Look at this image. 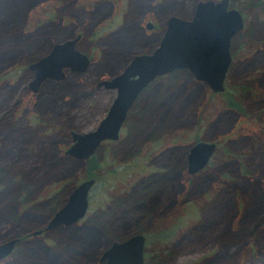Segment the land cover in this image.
<instances>
[{
    "label": "rangeland",
    "instance_id": "rangeland-1",
    "mask_svg": "<svg viewBox=\"0 0 264 264\" xmlns=\"http://www.w3.org/2000/svg\"><path fill=\"white\" fill-rule=\"evenodd\" d=\"M196 1L152 0L155 6L149 9L148 0H0V164L5 167L0 183L9 189L6 196L18 189L9 182L15 172L26 183L21 200L0 198V243L18 239L0 264H102L103 249L119 239L113 234L137 225L147 227L145 264H264V4L245 9L241 1H229L245 23L232 38L224 78L248 83L249 90L232 99L240 108L227 107L223 94L182 70L174 86L186 88L192 100L178 106L162 96L158 102H169V114L167 105L147 109L146 99L163 87L161 80L151 81L119 139L102 142L93 153L99 166L86 215L46 229L57 210L49 206L57 200L59 208L89 177L87 159L65 150L72 131L94 128L115 97L114 88L97 83L121 71L128 56L149 53L169 14L190 18ZM148 19L157 28H146ZM78 33L76 48L89 58L86 69L63 68L62 78L44 79L36 91L30 88L28 63ZM178 114L183 127L159 136L155 130L165 128L162 118ZM195 139L219 145L208 166L190 173L182 157ZM175 140L184 149L171 146ZM166 163L168 173L159 180L168 179L170 194L162 205L172 201L171 207L156 219L132 209L107 213L106 205L133 181ZM162 190L156 185L139 197L150 199ZM36 229L44 232L35 235ZM159 233H166L168 241Z\"/></svg>",
    "mask_w": 264,
    "mask_h": 264
},
{
    "label": "water",
    "instance_id": "water-1",
    "mask_svg": "<svg viewBox=\"0 0 264 264\" xmlns=\"http://www.w3.org/2000/svg\"><path fill=\"white\" fill-rule=\"evenodd\" d=\"M191 15L184 18L169 14L157 45L149 53L134 54L121 71L97 83L114 88L115 97L94 128L84 132L72 131V143L66 148V153L87 159L104 139L117 138L119 127L139 91L156 76L174 68H187L196 79L206 82L212 91H223L232 58L231 39L245 25L243 14L237 7L230 6L229 0H198ZM79 36L78 33L54 42L47 53L28 63L33 71L30 88L36 91L42 80L62 78L63 68L78 72L86 69L88 55L76 48ZM215 145L214 141L198 139L189 146L187 171L194 173L206 165ZM93 183L92 177L78 182L68 193L66 202L49 218L46 229L79 221L88 210V194ZM40 230H34L33 234ZM17 240L10 238L0 243V258L13 249ZM144 242L145 237L141 233L113 240L103 249L99 261L102 264H144Z\"/></svg>",
    "mask_w": 264,
    "mask_h": 264
},
{
    "label": "trees",
    "instance_id": "trees-1",
    "mask_svg": "<svg viewBox=\"0 0 264 264\" xmlns=\"http://www.w3.org/2000/svg\"><path fill=\"white\" fill-rule=\"evenodd\" d=\"M239 1H241L240 3H243L244 4L245 9H246V7H251V6L253 8L254 7L256 8L257 6H262V4H264V0H239ZM244 28H245V25H244V27L239 32H242ZM131 56L132 55H130V56L127 57V59L124 61L125 62L124 65L127 64V61L129 60V58ZM124 65H123V67H124ZM182 70L191 75V73L188 70H186V69H182ZM182 70L175 71V72H172V73L166 74V75H161V77H158V78L152 80V81L161 80L163 87L161 89L162 90L161 92L160 91H157L155 94L149 96L146 99L145 107L147 109H152L153 110L156 107L159 108L162 105H167V110H166L165 114H169L170 110H172V107L170 106L169 102H167V101L158 102L160 100V98H162V96L164 97V99H166V100H168V101H170L172 103L178 101L177 102V105L178 106L180 105V102L181 101H184V100L191 101L192 100V97H191V95H189L190 93L187 91L186 88L182 90L180 88H175V86H174V84L177 81V76H178L179 72H182ZM116 72H118V71H116ZM116 72H112V74H117ZM244 80L245 79L240 80L237 83H232V82L229 83L228 81H226L227 86H226L225 92H223V95L227 98L225 100V102H224L227 107L229 106V107H232V108H235V109H239L240 108V107H238V101L237 100H232V99H236V97L238 98V95H239V93L241 91L244 92L246 90H249L248 89L249 87L247 85L248 83L244 82ZM149 86L147 88H149ZM147 88L142 93H140V94L142 95L147 90ZM206 90H208V89L205 88V91ZM207 95L212 96L209 93L206 94V96ZM179 99H181V100H179ZM131 110L129 111V114L127 116L128 118H127L126 121H130V119H131V116H130ZM160 111H161V108L157 111V114H159ZM196 115H198V114H195L194 116H196ZM180 117H182V116H179V114H178V116H174V117H163L162 118V121H163V125L165 126L164 129H166V130H171V129L174 130V128L183 127V125H181V124L178 123ZM218 145H219V143H218ZM214 156H215V154H213L211 156L212 158H211L210 162L213 161V159L215 158ZM86 162H87L88 169H89L88 170V174H89L88 176L89 177H95L94 172L96 171V169L99 166L98 162L95 161V155L93 154L90 157H88L87 160H86ZM1 165L2 164H0V169L1 168L5 169V167H3ZM222 175H223V172H222ZM21 176H22V174L19 173V172H15V174L11 175V177L9 179V182L12 181V183H14L15 185H17V188L18 189H16L15 187L14 188H11L12 190L10 192L11 193L10 196H6L5 195L6 194V191H8L9 189L8 190H6V189L4 190L3 189L4 188V184L3 183L2 184L0 183V198H2L3 200H5L8 203H12L13 201H19V200H21L20 199V196H21V193L23 192V189H24V187L26 185L25 181H23V177H21ZM155 176L158 179H160L159 178L160 175H154V177ZM154 177H151L150 180L151 181H154V179H152ZM160 177H163V176H160ZM223 177H225V176H223ZM2 179H5V178H1V180ZM3 192L5 194H3ZM219 193H220V191L216 194V197L219 196ZM3 196H4V198H3ZM137 196L139 197V193L138 192H137ZM142 200H144V199L142 198ZM58 203L59 202L56 200L55 201V206H53L51 204L49 206V208H51V210L54 212L57 209L56 207H57V204ZM142 229L143 228H139V225H137V227L135 229H132V230H129V231H125L124 234H129V233L134 232L135 230H142ZM124 234H122V233H114L113 236H112V238H121ZM160 237H163V236H160ZM25 240L27 242L28 239L25 238ZM48 245H50V244L48 243ZM146 257L148 258V256H146ZM148 261H149V259H148Z\"/></svg>",
    "mask_w": 264,
    "mask_h": 264
},
{
    "label": "flooded vegetation",
    "instance_id": "flooded-vegetation-1",
    "mask_svg": "<svg viewBox=\"0 0 264 264\" xmlns=\"http://www.w3.org/2000/svg\"><path fill=\"white\" fill-rule=\"evenodd\" d=\"M198 1V0H197ZM196 1V2H197ZM195 2V3H196ZM148 5L150 6L149 7V9H152V8H154V6L155 5H153V2H152V0H148ZM231 6V5H230ZM148 22H150V23H148ZM164 23H166V21L164 22ZM148 24H150V26L149 27H147V25ZM145 27L146 28H150V29H153V28H157V26H154V24H153V22L151 21V19H148L147 21H146V23H145ZM235 37V36H234ZM231 41H232V39H231ZM230 54H231V48H232V42H231V44H230ZM231 56H232V54H231ZM231 61H232V58H231ZM182 69H186V70H188L187 68H182ZM182 69H180V68H174V69H172L171 70V72H167V73H164V74H161V75H166V74H170V73H172V72H175V71H180V70H182ZM189 72H190V70H188ZM191 73V72H190ZM161 75H158V76H156L154 79H156V78H158V77H161ZM191 75H192V73H191ZM153 79V80H154ZM226 80V79H225ZM152 81V80H151ZM150 81V82H151ZM204 82V81H203ZM205 83V85H207L208 87H209V85L206 83V82H204ZM150 85V83L147 85V86H145L141 91H139V93H138V96L135 98V100L133 101V103L131 104V107L129 108V110L127 111V114H126V119L121 123V125H120V130H119V134H118V136H117V138H115V139H104L102 142H104V141H106V140H111V141H116V140H118L119 139V135H120V132H121V130H123V127H124V125H125V123H128V121H126L127 120V116H128V114H129V111L132 109V108H134V104H136V102H137V100H138V98L140 97V93H142L148 86ZM226 81H224V89H223V91H212L211 90V88L209 87V91H212V92H214V93H221V94H223V92H225V89H226ZM214 95V94H213ZM194 124V123H193ZM192 124V125H193ZM156 131V133L159 135V136H161L163 133H165V132H169V130H166V129H158V130H155ZM151 135V134H150ZM158 135H156V136H158ZM149 139H152V138H149ZM198 139H195V140H193L191 143H189V144H187V146L186 147H188V149H189V146H191L193 143H195L196 141H197ZM101 142V143H102ZM155 142H157V141H155ZM100 143V144H101ZM99 144V145H100ZM98 145V146H99ZM184 144H179L176 140L174 141V142H172L171 143V146H178V147H180V148H183L184 149V146H183ZM216 147L218 146V145H215ZM216 147H215V149H216ZM98 148V147H97ZM215 149H214V151H215ZM96 152V151H95ZM94 152V153H95ZM162 152V151H161ZM164 152H165V150L162 152V153H160L159 152V154L160 155H163L164 154ZM187 152H188V150L183 154V163L187 166V158H186V155H187ZM213 155V153L211 154V156ZM210 156V158H209V161L207 162V164L206 165H204L201 169H199L197 172H194V173H198L199 171H201V170H203L204 169V167H206V166H208V164L210 163V160H211V157ZM88 158V157H87ZM168 166V164L166 163V164H164V168L163 169H154V171H151V172H149V173H146V174H143V176H141V177H139V178H137L135 181H133V184L132 185H130V187L128 188V189H126V190H124V191H122V193L118 196V197H116V198H113V200L112 201H110L106 206H107V208H106V211H107V213L111 216L114 212H113V210H115V209H118V211L120 210V209H123V211L122 212H125V211H129V209H132L133 210V213H134V211H136V213L138 212V211H140L141 212V215H145L146 213H151V215L153 216V218L154 219H156L157 218V216L158 215H160L161 213L160 212H163V211H165V210H167L169 207H171L172 205H173V203H172V201H170L169 202V204H167V206L164 208L163 207V200H164V198H166V196H167V198H168V196H169V192H167V190H168V179H167V181H166V179H164L163 181H160L159 179H157V180H155L154 179V181H151L150 180V178L151 177H154V175H160V176H165V174L166 173H168V170H166V167ZM92 178H94V182H95V177H92ZM160 181V182H159ZM93 185H94V183H93ZM156 185H163V190H162V192H163V194L162 195H155L154 197H152V198H150V199H145L144 198V200H142V198L143 197H138L137 196V192L140 194V192L141 191H144L145 189H150V188H153V187H155ZM93 187V186H92ZM92 187L90 188V190H89V194H90V191H91V189H92ZM170 190H171V188H170ZM147 192L149 191V190H146ZM88 194V196L90 197V195ZM89 197H88V204H89ZM161 206V207H160ZM58 209V208H57ZM57 211V210H56ZM102 211H104V210H102ZM105 212V211H104ZM87 213V212H86ZM86 213H85V215H86ZM114 214H116V215H120V214H118V213H114ZM84 215V216H85ZM122 215V214H121ZM83 216V217H84ZM82 218V217H81ZM147 228V227H146ZM146 228H143L142 230H135L134 232H132V233H129L128 235H125L126 237L127 236H129V235H131V234H135V233H141V234H143V236L145 237V242H144V250L146 249L145 248V244H146V241H147V237H146V235H145V230H146ZM50 229V228H49ZM52 229V228H51ZM42 232H44L43 231V229H41L40 230V232H38V233H36V234H40V233H42ZM35 234V235H36ZM165 234L166 233H164L163 234V236L165 237ZM158 236H159V238H161V239H163V237H160L161 236V234L159 233L158 234ZM166 236H168V234L166 235ZM126 237H124V238H126ZM123 238H119L118 240H122ZM165 239V241H168V237H165L164 238ZM16 245V244H15ZM143 259H144V264H145V258H144V256H143Z\"/></svg>",
    "mask_w": 264,
    "mask_h": 264
}]
</instances>
